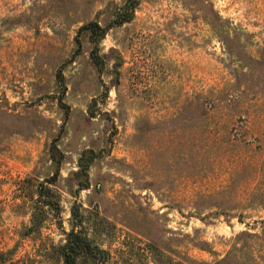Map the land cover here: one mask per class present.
I'll return each mask as SVG.
<instances>
[{
	"label": "rangeland",
	"instance_id": "obj_1",
	"mask_svg": "<svg viewBox=\"0 0 264 264\" xmlns=\"http://www.w3.org/2000/svg\"><path fill=\"white\" fill-rule=\"evenodd\" d=\"M125 2L0 0V252L264 264V0Z\"/></svg>",
	"mask_w": 264,
	"mask_h": 264
},
{
	"label": "trees",
	"instance_id": "obj_2",
	"mask_svg": "<svg viewBox=\"0 0 264 264\" xmlns=\"http://www.w3.org/2000/svg\"><path fill=\"white\" fill-rule=\"evenodd\" d=\"M136 6V0H126L123 8L115 13V26H120L132 18V13ZM95 28V40L99 41L105 35V29L99 27L95 23H90L86 29ZM86 170V168H84ZM83 186V185H81ZM76 208V207H75ZM73 209L72 215L74 220V227L77 228L80 224L79 213ZM68 233L65 236L66 243L60 247L59 254L62 258L63 264H78V261L84 260L85 264H112L109 255L92 244L84 233L75 231ZM12 259L6 253L0 252V264H10Z\"/></svg>",
	"mask_w": 264,
	"mask_h": 264
}]
</instances>
